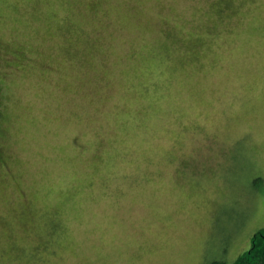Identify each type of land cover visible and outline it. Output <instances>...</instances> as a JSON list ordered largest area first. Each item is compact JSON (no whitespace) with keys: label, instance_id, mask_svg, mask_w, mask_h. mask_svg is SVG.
<instances>
[{"label":"rangeland","instance_id":"374dc122","mask_svg":"<svg viewBox=\"0 0 264 264\" xmlns=\"http://www.w3.org/2000/svg\"><path fill=\"white\" fill-rule=\"evenodd\" d=\"M264 228V0H0V264H211Z\"/></svg>","mask_w":264,"mask_h":264},{"label":"trees","instance_id":"16d2710c","mask_svg":"<svg viewBox=\"0 0 264 264\" xmlns=\"http://www.w3.org/2000/svg\"><path fill=\"white\" fill-rule=\"evenodd\" d=\"M251 240V247L237 255L231 264H264V228L253 233ZM222 261L213 260L211 264H224Z\"/></svg>","mask_w":264,"mask_h":264}]
</instances>
